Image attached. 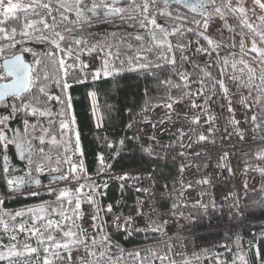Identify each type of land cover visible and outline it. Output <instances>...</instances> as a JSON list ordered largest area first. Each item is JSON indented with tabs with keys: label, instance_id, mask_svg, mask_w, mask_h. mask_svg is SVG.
<instances>
[{
	"label": "snow or ice",
	"instance_id": "obj_1",
	"mask_svg": "<svg viewBox=\"0 0 264 264\" xmlns=\"http://www.w3.org/2000/svg\"><path fill=\"white\" fill-rule=\"evenodd\" d=\"M253 3L264 10V0H253ZM210 9L215 12V17ZM246 13L247 10L242 3L233 6L231 0H0V104L10 106L12 113L23 111L27 115L47 120V126L42 123L39 126L40 135L33 136V139L38 140L41 145L36 151L42 159L51 160V156L46 155L42 147L45 143L62 147L63 154L68 157L64 160L58 158L56 161L58 165L61 163L68 165L67 170L62 174L59 167L51 169V172L57 173L51 177L52 180L68 181V184L58 190L48 188L49 194L55 196V201H44L26 209L16 210L14 213L0 210V234L8 240V243H5L0 238V264H59L65 260L69 264H101L105 258L109 261L112 259L107 255L110 245L109 237L90 236L81 223L85 218L82 204L87 203L95 208V214L91 215L93 230L99 228L97 220L100 212L98 202L94 198L98 186L94 182H89L87 185L80 183L81 180L90 181V177L87 175L76 117L72 112V97L68 91L72 87L68 79H75L72 71L79 70L83 73L90 67L80 59L81 53L91 54L98 50L103 53L100 67L91 72L92 81L99 80L101 77H115L123 71L137 73L144 79L151 77L155 80L156 90L163 91L164 94L152 97L149 95L150 89L145 87L143 91L145 99L141 112L165 108L168 111L164 119H171L174 113L173 106L181 104L186 98L204 96L205 104H207L212 99L206 96L207 81L218 86L227 96L229 89L225 83V76L229 67L233 74L227 78L237 81L238 87L244 86L255 91L257 93L255 102L261 104L264 103L262 100L264 75L259 77V83H257L256 71L244 57L255 54L251 56L252 61L264 66V31H258L257 27L248 21ZM230 14L238 16L239 24L248 30L247 33L237 34L240 36L241 58L239 60L234 58L235 52L229 53V56L233 57L231 60L229 57H221L219 50L228 45L210 34L217 18L222 28L231 30L227 20ZM116 19L134 20L141 30L128 34L134 36L138 43L134 45L131 42H125L126 47L132 49L134 54L124 59H120L118 52L114 53L111 50L112 45H108L105 50L99 43L89 44L86 40L73 35L72 26L109 24ZM258 19L264 22V16ZM246 34L251 41L250 47L245 46L243 37ZM189 35L194 36L195 40H188ZM112 36L115 37L116 33H112ZM66 42L71 43L65 47ZM193 43L196 45L194 48L196 54L207 55L210 59L213 54L216 56L214 64L204 67L192 61L202 73V78L196 81L191 79L192 73L184 69V65L191 60L187 53ZM27 44L47 45V48L36 51L33 47L26 46ZM73 44L76 47H73ZM236 46L235 43L231 45L232 48ZM26 54H31L32 59L29 60ZM69 60H74L75 63H68ZM116 60L120 62L119 68L116 66ZM125 64L128 65L127 68L124 67ZM213 66L220 69L219 79L208 70ZM245 70H247V83L243 78ZM237 72L241 75H236ZM86 79L87 75L84 79L75 82L83 84ZM53 83L60 89L61 95L50 91V85ZM193 83L199 85L195 91H192ZM174 90L178 92V95H172ZM88 96L93 100V116L99 121L95 104L96 92L89 91ZM7 98H11L10 105L7 103ZM53 101L61 105L58 111L51 107ZM190 107L207 111L205 105L197 104L194 99ZM245 107L251 108L252 105L246 103ZM229 111H232L231 107ZM56 117H59V120H56ZM9 118L10 116L0 117V124H4ZM144 119L147 122L148 117L145 116ZM164 119L154 123L153 127L163 124ZM212 119L213 117H208L209 121ZM257 119L256 114L251 116L253 123ZM199 121L200 116L191 118L193 124H198ZM24 123L28 125L27 120ZM232 123L238 125L239 122L233 119ZM57 124L58 127H56ZM100 126L101 124L97 123V127ZM127 127L131 128L132 123H129ZM256 127L259 128L260 125L256 124ZM35 130L36 125H33V131ZM184 135L181 131L180 137L183 138ZM237 135L244 139L239 128H237ZM73 137L74 152L80 156L78 163H72L69 155L73 153ZM150 139L155 140V137ZM205 140L207 137L200 134L195 142ZM0 143H11L3 130H0ZM123 143L124 141L121 140L120 144L123 145ZM109 147L112 145L109 144ZM23 148V143H17V149L21 151V155H23ZM29 148H32L30 143ZM144 151L148 152L149 149L146 148ZM180 155L183 156L184 153L181 152ZM226 156L227 153H225ZM254 156L256 160L264 161V148L258 150ZM160 158L157 156V159ZM97 160L98 172H104L106 168L103 154H97ZM29 163H32L30 155ZM218 167H225V165L220 164ZM44 170L43 163L35 165L37 173H42ZM180 170L184 171L183 165ZM255 170L264 176V167L257 165ZM228 171L231 173L232 169L229 167ZM28 176L30 178L28 181L19 176L7 179L8 189L19 192L25 183L40 184L38 178H31V173H28ZM118 178L124 180L129 177L125 173ZM197 183L207 185L210 181L204 178ZM72 184L76 187H71ZM86 187L89 189L88 192L84 191ZM104 187L107 185L105 184ZM244 187L247 188L246 183ZM261 190L264 191V187ZM140 191L148 190L141 188ZM28 195L36 196L38 193L33 191ZM201 195L204 194L201 193ZM234 202L237 205L239 203L238 199ZM193 206H199L205 210L208 207L200 201ZM177 207L176 203L172 204L173 209ZM212 207L215 208L216 205L213 203ZM112 208L113 206L109 204L108 212H111ZM143 215L142 209H138L137 216ZM132 221V217H126L124 227L129 228ZM153 223L150 220L147 228L137 229V231L163 230L160 225L152 227ZM21 235L25 237L23 241L19 239ZM32 241H35V244ZM97 246L100 248L99 251L96 250ZM81 250L87 254V258L78 257L76 261H73V253ZM136 255L139 256V252ZM152 255L162 262L169 259L168 256L157 255L155 252ZM238 259L243 264H247L243 255H240ZM169 264H177V262L171 260ZM181 264H191V261L184 259ZM261 264H264V261H261Z\"/></svg>",
	"mask_w": 264,
	"mask_h": 264
},
{
	"label": "built area",
	"instance_id": "obj_2",
	"mask_svg": "<svg viewBox=\"0 0 264 264\" xmlns=\"http://www.w3.org/2000/svg\"><path fill=\"white\" fill-rule=\"evenodd\" d=\"M210 12L216 16L213 10L210 9ZM227 20L231 30L222 28L217 18L210 34L228 45L219 50L221 57H229L231 60L233 57H230L229 53L235 52L234 58L239 60L240 38L229 16ZM187 39L194 41L195 37L189 35ZM233 43L237 45L235 48L231 47ZM195 47L193 43L189 48L187 54L191 60L184 65V69L192 73L193 81L202 78V73L192 61L204 67L214 64L216 59L215 54L211 59L207 55L196 54ZM244 59L248 60L250 65L256 64L264 70V66L253 62L251 56H245ZM88 63L90 65L88 70H93L95 62ZM208 70L214 77L220 78L219 68L213 66ZM232 74L229 67L225 76V83L229 89L227 96L218 86L207 81L206 96L212 99L205 104L204 96L186 98L181 104L173 106L174 113L171 119H164L168 111L165 108L139 112L131 122L132 127H125L124 136L114 147H109L110 143L106 139V142H103L105 135L102 118L97 97L95 98L97 116L100 120L98 121L93 113L92 116L102 140L98 154H103L106 168L98 177L103 179L107 186L115 187L116 193L113 197L108 196V189L96 193L94 198L100 208L98 229L92 228L91 215L95 214V208L87 203L83 208L85 218L81 223L83 228L87 229L88 235H95L98 238L105 235L109 237L107 255L112 259L109 261L105 258L101 264H169L171 260L181 264L184 259L191 261V264H243L238 259V252L256 249L257 236L264 229V220H252L246 216L244 197L250 190L251 182L261 187L260 179L252 178L250 171L258 162L254 154L264 148V105L260 107L250 92L243 86L238 87L237 81L227 78ZM245 74L246 72L243 75ZM198 87V84L193 83L192 91ZM89 98L93 109V100ZM193 99L197 104L205 105L207 111L191 108ZM246 103L252 107L246 108ZM229 107L232 111H229ZM253 114L258 117L255 123L251 120ZM145 116L148 117L147 122ZM195 116H200L198 124L191 123V118ZM209 116L213 117L211 121L208 120ZM160 119H164V123L153 127ZM233 119L239 122L238 125L232 123ZM97 123L101 126L97 127ZM256 124L260 127L257 128ZM237 128L243 133V140L237 135ZM181 131L185 134L183 138L180 137ZM200 134H204L207 140L195 142ZM150 137H155V140ZM121 140L124 141L123 145L120 144ZM128 142L138 146L147 163L135 167L116 168L114 164L117 158L124 153L132 152V149L124 148ZM146 148L149 149L148 152L144 151ZM181 152L184 153L183 156L180 155ZM157 156L161 158L157 159ZM222 157L225 158L221 159ZM70 158L72 163H78L80 160V156L75 152L70 154ZM158 161L163 167L167 165L174 167L170 174L173 175L172 180L166 178L157 182L155 168ZM220 164L225 167H218ZM181 165L184 166L183 172L180 170ZM229 167L232 169L231 173L228 171ZM125 173L128 174V179L118 178ZM204 178L210 183L207 185L197 183ZM245 183L247 188L244 187ZM141 188L148 191H140ZM47 189L48 186H40L16 194L24 195L34 191L39 195L45 194ZM7 198V194L0 192V201L3 202ZM235 199H238V205L234 202ZM197 201L208 205L207 209L193 206ZM173 203L178 205L176 209L172 208ZM213 203L216 205L215 208L212 207ZM109 204L113 206L111 212L107 210ZM138 209H142L143 216H137ZM126 217L133 218L129 228L124 227ZM150 220L154 222L152 227L160 225L163 230L137 231L147 228ZM0 238L8 243L2 234ZM19 239L23 241L25 237L21 235ZM96 250H100L99 246ZM137 252L139 256L136 255ZM153 252L161 256L166 255L169 259L163 262L155 259ZM78 257L87 258V254L83 250L74 252L73 261ZM245 260L247 264H256L253 250L250 258ZM59 264L69 262L65 260Z\"/></svg>",
	"mask_w": 264,
	"mask_h": 264
},
{
	"label": "trees",
	"instance_id": "obj_3",
	"mask_svg": "<svg viewBox=\"0 0 264 264\" xmlns=\"http://www.w3.org/2000/svg\"><path fill=\"white\" fill-rule=\"evenodd\" d=\"M235 21L234 15H229ZM119 29H114L116 36L121 39V41H131L136 45L138 42L135 41L134 36H129V31H141L138 24L134 20H125L117 22ZM98 24L93 23L91 25L81 26H72L74 31L73 35L80 39L86 40L89 44H97L99 41V32L95 29ZM116 24L110 23L108 25L110 28H115ZM129 30V31H128ZM242 30L238 28V31ZM245 30V29H244ZM103 38V36H102ZM66 42L65 47L68 46ZM36 51H40L47 48V45H38L34 44ZM73 47H76L73 44ZM82 47V46H81ZM112 50V49H111ZM113 51V50H112ZM114 53H119L120 59H124L127 56L133 55L134 53L129 50H123L119 48L118 50L113 51ZM83 54V53H81ZM29 55V60L32 59L31 54ZM255 54H251L254 56ZM68 63H75L74 60H69ZM116 66L120 67L119 60H116ZM125 68L128 67L127 64L124 65ZM51 71V69H49ZM94 70L85 69L83 73L79 70L72 71V76L75 79L69 78L68 83L72 84V87L68 90L69 95L72 97V112L76 117L77 130L80 134L81 148L83 150V159L85 167L89 172H95L97 170L96 160L97 154L100 152L101 148V139L100 132L94 125L92 112L90 109V98L88 96L89 91H95L96 97L99 103L102 124L104 135L107 141H110L113 144V147L118 143L121 137L125 134V127L132 122L134 117L141 112V107L145 99L143 91L145 87L150 89L149 95L156 97L163 95V91H157L155 88L156 81L151 77L144 79L139 77L137 73H131L127 71L121 72L118 76L104 78L101 77L99 80L92 81L91 72ZM166 74V73H165ZM87 75V79L83 84H78L75 81L84 79V76ZM175 79V77H174ZM50 91L53 94L61 95L60 89L55 86L53 83L50 85ZM172 95H178V92L174 90ZM63 98V97H62ZM260 107L263 103L258 104ZM51 106L56 108L58 111L61 105L57 104L55 101L51 102ZM131 111H128V110ZM19 113L24 119L30 118V115H27L25 112H16ZM56 120H59V117H56ZM58 126V124L56 125ZM124 148L132 149L130 154L124 153L115 161L114 166L116 168H128L141 166L146 164V159L140 154L138 146L128 142L124 145ZM74 149V146H73ZM2 154V149L0 148V156ZM262 163L264 161H259L256 163ZM57 164V163H56ZM34 166V163H32ZM67 170V169H65ZM63 171V170H62ZM174 171V167L167 165L165 167H160L155 172V177L157 182L162 179L168 178L170 174ZM254 178L260 179V185L264 183V176L259 174H254ZM48 183V181H45ZM43 182V184H45ZM256 188H249L250 190L246 193L244 197V211L246 216L252 220H264V191L259 186ZM31 187L20 189L28 190ZM58 190V189H57ZM0 192L8 195V198L0 204V210L15 212L20 210L28 205L42 203L44 201H51L55 198L54 195L49 194H39L36 196H31L28 194L19 195L16 194V191H10L4 183V177L2 175L0 167ZM116 193L115 187L108 186V196L113 197ZM52 202V201H51ZM255 251V252H254ZM253 251L254 261L260 262L264 261V230L262 235L258 238L256 249Z\"/></svg>",
	"mask_w": 264,
	"mask_h": 264
},
{
	"label": "rangeland",
	"instance_id": "obj_4",
	"mask_svg": "<svg viewBox=\"0 0 264 264\" xmlns=\"http://www.w3.org/2000/svg\"><path fill=\"white\" fill-rule=\"evenodd\" d=\"M231 3H232L233 6H236L238 3H242L243 6L247 10L246 14H247L248 21L250 23H252L254 26H256L258 31H264V22H262L261 20L258 19V17L264 16V10L260 9L257 5H255L253 3V0H231ZM233 17H235V21H234V19L232 17L229 16V18L231 19L232 23L234 24V27L236 29L237 34L241 33V32L247 33L248 30L246 28H243V31L242 30L238 31V28L240 29L242 26L239 24L238 16L234 15ZM117 22H119V19H116L114 21V23L116 24L115 28H110V29H109L108 26H106V24H98V26H96L97 28H95V29L100 34L99 37H98L99 41L97 43L102 45L105 48V50H107L108 45H112V50L113 51L118 50L119 48H123V50H129V51L133 52L132 49H128L126 47V43H125V42H131V41H121V39L119 37H117V36L113 37L112 36V33H115L114 29H119ZM137 31H129V32L135 33ZM102 36H103V38H102ZM239 38H240V36H239ZM243 39L245 41V46L246 47H250L251 41L249 39V35L248 34L244 35ZM133 44H135V43H133ZM26 46L33 47L34 49H36L34 44H27ZM102 58H103V53L100 52L99 50L96 53H91V54L83 53V54L80 55V59L83 62H85L86 64H89L88 62H95V64L93 63V65H94L93 70L94 71L97 68L100 67V61H101ZM250 66L255 69L256 77H257V83H259V77L261 75H264V70L262 68L258 67L256 64H254L253 66L252 65H250ZM245 72L247 74V70H245ZM238 73L239 72H237V74ZM246 74L243 75L245 83H247V75ZM244 88L248 92L251 91L247 87H244ZM251 94L254 97H256V95H257V93L255 91H251ZM262 100H264V96H262ZM263 105H264V103H263ZM90 109H92L91 100H90ZM17 115L18 114H15V116H16L15 119L9 120V121L7 120L4 124H0V126H1L0 130H3V132L6 135L8 141H11V143H1L0 148L2 149L3 158H4L6 150H8V149L12 150V152H10V154L14 155L13 158L19 164L18 166H20L21 168L24 169L22 174L25 177L26 175L28 176L29 169H30L29 168L30 167L29 155L31 156V160L33 162H34V159H36V164L43 163L45 165L48 162H50V160L42 159L40 154H39V152L37 154H32L30 149H29V146H27V145H26V147L24 146V148H27V151H25L24 148H23V155H21V151L18 150L17 146H15L14 144H17V142L21 143L20 142V135L21 134L25 135V142H27V141L31 142V138H29L30 135H34V136H39L40 135V131L38 129H36L35 132L33 131V125L35 124L36 126H38L40 123H42V124H44V126L45 125L47 126V123H46L47 120H44L43 118H40V120L39 119H34L35 117L32 118V120H30L29 117H28L26 120L28 121L29 125L26 126L24 123H19V120L21 121V119L19 118L20 115L19 116H17ZM35 121H37V122L35 123ZM27 135H28V137L26 138ZM22 137H23V135H22ZM36 142L38 143V144H36V149H37V148L41 147V145L39 144L38 140H36ZM6 145H7L8 149H7ZM73 146H74V137H73ZM42 147L44 148L45 154L48 155V156H51V158H57L58 159V157H60V158L62 157L63 160L68 158L67 156H65L63 154V148L60 147V146H54V145H50L49 146L48 145V147H46V146L43 145ZM33 148H35L34 145H33ZM18 152H20L19 155H17ZM73 152H74V149H73ZM57 159H56V161H57ZM65 165H66L65 169H67L68 165L67 164H65ZM257 165H259L260 167H264V165L262 163L256 164L255 167ZM255 167L250 171V176L252 178H254V174L255 175L256 174L261 175L259 172H257L255 170ZM65 169H62L63 171H61L60 174H62L64 171H66ZM47 171H49V170L45 169L43 172H47ZM52 173L53 172L46 173V174H52ZM100 173L101 172H98V167H97V170L95 172H89L87 170V175H88V177H90V181L81 180L80 183H85L87 185L89 182H94L95 185L98 186L96 188V193L97 192H103L106 189V187H104L105 181L103 179H101L100 177H98V174H100ZM66 184H68V181H56V182H49L48 181V183L42 184V186H48V188L59 189V188L64 187ZM255 186H258V185L253 183V182H251L250 189L253 188V187L256 188ZM71 187L74 188V187H76V185L72 184ZM262 187H264V183L261 184L260 188H262ZM23 191H25V190H23ZM84 191L88 192L89 189L86 187L84 189ZM47 192H48V189H47V191L45 193H47ZM96 193H95V195H96ZM95 195H94V197H95ZM51 201H55V198L52 199ZM38 204H40V203H38ZM38 204L28 205V206H26V207H24L22 209H26L27 207L38 205ZM84 205L85 204H82V211H83ZM53 206H55V205H53ZM32 242L35 244V241H32Z\"/></svg>",
	"mask_w": 264,
	"mask_h": 264
},
{
	"label": "flooded vegetation",
	"instance_id": "obj_5",
	"mask_svg": "<svg viewBox=\"0 0 264 264\" xmlns=\"http://www.w3.org/2000/svg\"><path fill=\"white\" fill-rule=\"evenodd\" d=\"M110 24V23H109ZM109 24H106V26H108ZM27 55V58L29 59V55ZM7 103L10 105L12 103L11 101V98L7 100ZM15 114H18L17 116H19L20 114L19 113H12V109L10 106L6 107L5 104H0V117H4V116H10L11 118L8 119L9 120H13L16 118ZM21 119V121L19 120V123H24V121L26 119H24L21 115L19 117ZM34 123V122H33ZM25 124V123H24ZM39 127V126H38ZM38 127H36V129H38ZM23 135V137H22ZM33 136L34 135H30L29 138H31V142L27 141L25 142V135L24 134H21L20 135V142L23 143V145L26 147L29 146V143L33 144L35 146V148H33V145H32V148L30 149L31 153L32 154H37L38 151H36V144H38L36 142V139H33ZM28 137V135L26 136V138ZM18 143V142H17ZM1 145V144H0ZM15 146H17V144H14ZM7 147V145H6ZM8 149V147H7ZM25 151H27V148H24ZM10 152H12L11 149H8L5 151V155H4V158H3V155L1 154L0 156V167H1V171H2V175L4 177V183L5 185L6 184V180L7 179H10V178H13V177H24V176H20L22 174V172L24 171L23 168H21L20 166H18L19 164L14 160V155H11ZM20 152H18L17 155H19ZM5 157H7V159H5ZM59 159L63 160L62 157H58ZM56 159L57 158H51L50 162H48L47 164H45V169H48L49 171L47 172H42V173H37L35 171V165H36V159H34V162L32 161V163H34V166L32 165V163L30 164V169H29V173H31V178H38L40 175L42 174H46V173H50L51 172V169L52 168H56V167H59L62 171V169H65L66 168V165L64 163H61V164H56ZM4 161V162H3ZM2 164H3V167H4V170H2ZM7 169V170H6ZM3 171L5 172V174L3 173ZM26 181H28L30 178L29 176H25L24 177ZM45 182V181H42V183ZM41 183V184H42ZM31 186V183H25L21 189L27 187V186Z\"/></svg>",
	"mask_w": 264,
	"mask_h": 264
},
{
	"label": "bare ground",
	"instance_id": "obj_6",
	"mask_svg": "<svg viewBox=\"0 0 264 264\" xmlns=\"http://www.w3.org/2000/svg\"><path fill=\"white\" fill-rule=\"evenodd\" d=\"M99 132V131H98ZM100 134V133H99ZM100 139H101V137H100ZM106 138H105V136L103 137V142H106V140H105ZM110 144H112L110 141H108ZM101 146H102V140H101ZM112 146H113V144H112ZM70 155V154H69ZM159 163H158V166L155 168V169H158V168H160V167H162V164H161V162L160 161H158ZM96 165H97V160H96ZM175 175V174H174ZM39 178V177H38ZM172 178H173V175H169L168 176V180H172ZM42 183V182H41ZM43 184V183H42ZM42 184H40V185H38V186H30L31 188H37V187H40V186H42ZM109 186V185H108ZM108 186L106 187V189H108ZM1 204V203H0ZM264 230V229H263ZM263 230L259 233V235L257 236V238H259L261 235H262V233H263ZM256 238V239H257ZM252 250L254 251L255 249H251V250H243V251H240V252H238V257L240 256V255H243L245 258H250V255H251V252H252ZM255 252V251H254ZM257 264H259V262L257 263Z\"/></svg>",
	"mask_w": 264,
	"mask_h": 264
},
{
	"label": "water",
	"instance_id": "obj_7",
	"mask_svg": "<svg viewBox=\"0 0 264 264\" xmlns=\"http://www.w3.org/2000/svg\"><path fill=\"white\" fill-rule=\"evenodd\" d=\"M8 99H10V98H7V100H8ZM2 170H4L3 164H2ZM3 173L5 174L4 171H3ZM53 175H57V173H52V174H42V175H40L39 178H38V179L40 180V184H41L42 181L56 182V181H54V180L51 179V177H52ZM20 176H23V174L20 175ZM40 184H39V185H40ZM6 186H7V185H6ZM31 186H38V185H36V184H31Z\"/></svg>",
	"mask_w": 264,
	"mask_h": 264
},
{
	"label": "crops",
	"instance_id": "obj_8",
	"mask_svg": "<svg viewBox=\"0 0 264 264\" xmlns=\"http://www.w3.org/2000/svg\"><path fill=\"white\" fill-rule=\"evenodd\" d=\"M52 107V106H51ZM53 108V110H55L56 111V108H54V107H52ZM32 118H34V116H30V120H32ZM34 119H39L40 120V118H38V117H35ZM56 119V118H55ZM37 121H35V123H36ZM46 123H47V121H46ZM45 123V124H46ZM41 124V123H40ZM40 124L38 125V126H40ZM29 125V124H28ZM35 125V124H34ZM44 125V124H43ZM38 126H36V127H38ZM46 126V125H45ZM56 127H58V126H56ZM0 129H1V126H0ZM38 130H39V127H38ZM1 144V143H0ZM48 145L50 146V144H48V143H45L44 144V146H46V147H48Z\"/></svg>",
	"mask_w": 264,
	"mask_h": 264
}]
</instances>
